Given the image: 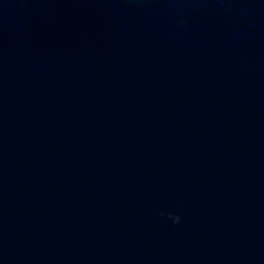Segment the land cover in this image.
<instances>
[{
	"label": "water",
	"instance_id": "water-1",
	"mask_svg": "<svg viewBox=\"0 0 264 264\" xmlns=\"http://www.w3.org/2000/svg\"><path fill=\"white\" fill-rule=\"evenodd\" d=\"M0 264H264V0H0Z\"/></svg>",
	"mask_w": 264,
	"mask_h": 264
},
{
	"label": "clouds",
	"instance_id": "clouds-1",
	"mask_svg": "<svg viewBox=\"0 0 264 264\" xmlns=\"http://www.w3.org/2000/svg\"><path fill=\"white\" fill-rule=\"evenodd\" d=\"M161 215H163V213H161ZM169 218L172 219L173 223H180L181 217L177 214L174 213H169Z\"/></svg>",
	"mask_w": 264,
	"mask_h": 264
}]
</instances>
